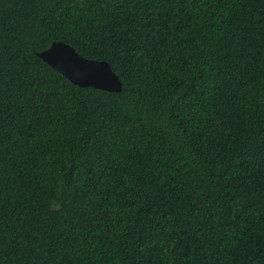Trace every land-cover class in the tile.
<instances>
[{"label":"trees","instance_id":"1","mask_svg":"<svg viewBox=\"0 0 264 264\" xmlns=\"http://www.w3.org/2000/svg\"><path fill=\"white\" fill-rule=\"evenodd\" d=\"M0 264H264V0H0Z\"/></svg>","mask_w":264,"mask_h":264},{"label":"water","instance_id":"2","mask_svg":"<svg viewBox=\"0 0 264 264\" xmlns=\"http://www.w3.org/2000/svg\"><path fill=\"white\" fill-rule=\"evenodd\" d=\"M35 54L74 85L108 92L121 90V81L106 61L86 58L63 41H52Z\"/></svg>","mask_w":264,"mask_h":264}]
</instances>
